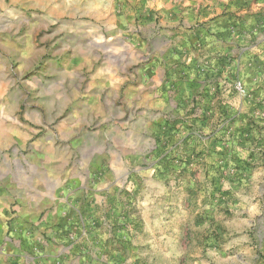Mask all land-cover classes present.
Returning a JSON list of instances; mask_svg holds the SVG:
<instances>
[{
  "label": "rangeland",
  "instance_id": "374dc122",
  "mask_svg": "<svg viewBox=\"0 0 264 264\" xmlns=\"http://www.w3.org/2000/svg\"><path fill=\"white\" fill-rule=\"evenodd\" d=\"M2 21L0 51L39 50L6 73L33 83L25 126L44 112L18 141L40 204L76 207L57 226L86 223L99 264H264V0H0Z\"/></svg>",
  "mask_w": 264,
  "mask_h": 264
},
{
  "label": "crops",
  "instance_id": "0c3cea01",
  "mask_svg": "<svg viewBox=\"0 0 264 264\" xmlns=\"http://www.w3.org/2000/svg\"><path fill=\"white\" fill-rule=\"evenodd\" d=\"M2 23L0 22V41L1 35L7 40L14 41L11 36L12 30L5 25V22ZM96 45L99 43L87 44L84 41L81 42L80 48H88L95 53L99 52ZM15 50H6L10 55L4 50L0 51V129L8 125L7 128L12 135H15L16 141L15 144L9 145L0 138V264H99V236H94L95 242H92L90 237L93 236H90V229L86 227L85 222V224L81 223L79 234L74 238L72 232L75 230L68 228L71 225L57 226V222L60 221L59 215H71L76 208L71 202V193L66 198L67 208L54 204V197L52 203L48 201L45 205H41L40 191L32 185L33 179L38 180L40 176L37 173V163L40 161L39 140L35 144L29 143L27 151L25 144L18 141L23 140L24 131H39L38 119L44 118V112L41 109L34 111L37 115V127L25 126L24 113L20 111L24 98L23 87L33 83L29 80L19 81L8 75L6 67L12 58L17 62L15 65L17 71L23 73L34 66L40 55L39 50L33 47L18 46ZM35 84L39 86V91L41 90L39 102L50 106V101L45 98L54 94L56 82L49 81L45 85L43 81L37 80ZM77 85L71 82L68 86L64 81L65 94L71 96L72 87ZM87 86L90 88L89 96H94L93 100L97 99L98 96L95 95L99 94L97 81L91 80ZM44 87H47V92L42 90ZM93 87L95 89H92ZM143 88H140L143 92H138V95L144 94ZM8 103H11L9 109H7ZM49 111L50 109L45 114H49ZM84 118L86 119V116ZM83 121V118L77 119L74 123L75 127L84 125ZM42 213L46 214L44 219H40Z\"/></svg>",
  "mask_w": 264,
  "mask_h": 264
},
{
  "label": "built area",
  "instance_id": "2783aa9c",
  "mask_svg": "<svg viewBox=\"0 0 264 264\" xmlns=\"http://www.w3.org/2000/svg\"><path fill=\"white\" fill-rule=\"evenodd\" d=\"M237 88H238L239 90H242V84H241V82H239V83L237 84Z\"/></svg>",
  "mask_w": 264,
  "mask_h": 264
}]
</instances>
